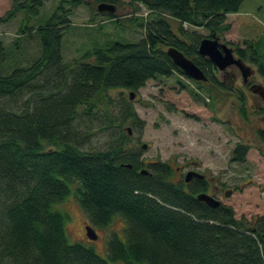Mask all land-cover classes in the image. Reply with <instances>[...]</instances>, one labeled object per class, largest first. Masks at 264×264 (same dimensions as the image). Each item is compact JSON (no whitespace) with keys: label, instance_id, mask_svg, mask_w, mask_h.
<instances>
[{"label":"trees","instance_id":"trees-1","mask_svg":"<svg viewBox=\"0 0 264 264\" xmlns=\"http://www.w3.org/2000/svg\"><path fill=\"white\" fill-rule=\"evenodd\" d=\"M11 1L9 16L19 11L37 16L43 6V0ZM245 1L129 0L155 15L145 37L95 47L76 70L63 63L61 52L69 21L62 14L65 1L38 28L21 29L25 34L33 29L42 50L29 66L0 75V264H264V216L245 227L232 207H211L197 198L205 181L187 191L174 181L175 171L167 163L150 164L149 173H141L144 162L127 150L122 130L104 151L83 152L71 142L82 106L98 111L113 103L111 89L138 91L150 79L184 74L167 55L170 47L192 59L211 85L223 86L213 64L198 52L201 36L183 25L220 36L231 28L227 14L238 13ZM85 2L66 1L71 8ZM167 15L178 21L177 32ZM245 44L236 48L237 55L244 61L249 56L264 80V65L252 45ZM6 55L0 39V63ZM129 118L139 121L127 102L119 126ZM257 133L264 143V131ZM248 151L249 145L238 143L232 160L243 162ZM72 184L91 224L104 228L115 216L126 223L125 242L116 233L108 238V259L68 240L67 215L56 205L71 194Z\"/></svg>","mask_w":264,"mask_h":264},{"label":"rangeland","instance_id":"rangeland-1","mask_svg":"<svg viewBox=\"0 0 264 264\" xmlns=\"http://www.w3.org/2000/svg\"><path fill=\"white\" fill-rule=\"evenodd\" d=\"M64 1L63 9L67 12L62 14L69 21L63 32L61 52L63 63L73 70L95 47H104L115 40L140 42L145 37L146 25L155 19V15L143 5L132 4L129 0L114 3L117 8L113 14L99 13L98 4L93 0L72 8L66 3L68 0H43L37 16L27 15L25 11L9 16L12 1L0 0V19H4L0 22V39L7 53L0 63L1 76L8 75L16 67H27L40 57V39L33 29L44 24ZM167 17L177 32L178 21ZM226 22L233 29L221 34V41L235 49L246 48L245 43L251 44L260 64L264 65V0H246L239 13L226 17ZM24 27L33 29L25 34L21 31ZM183 27L201 38L211 34L202 27ZM245 63L254 70L251 83L264 85L257 65L249 56ZM229 70L235 75V83L230 88L227 86L231 81L215 87L177 72L170 77L148 80L145 86L135 91L134 99L129 97L132 90L111 89L108 94L113 103L107 107L101 105L98 111L92 112L85 111L84 106L79 109L72 124L71 142L83 152L104 151L115 145L122 130L127 150L139 155L145 169H150V164L164 162L176 171L178 166L196 162L199 172L219 186L221 203L232 207L235 217L245 227L250 226L257 216H264V143L257 135L259 130L264 131V98L243 85L236 66ZM222 73L216 71L215 79L222 82ZM127 102L139 121L134 123L129 118L119 126V117ZM127 128L132 131L130 135ZM238 143L249 145L243 162L232 160V151ZM144 144L146 149L142 147ZM174 179H179L176 172ZM75 189L76 184H72L71 194L56 205V209L67 215L68 240L92 247L97 254L108 259L107 240L116 233L125 242L126 223L120 216H115L107 227L94 226L80 207ZM87 225H92L96 231V240L88 238Z\"/></svg>","mask_w":264,"mask_h":264},{"label":"water","instance_id":"water-1","mask_svg":"<svg viewBox=\"0 0 264 264\" xmlns=\"http://www.w3.org/2000/svg\"><path fill=\"white\" fill-rule=\"evenodd\" d=\"M116 6L111 3H100L97 6V11L99 13H109L113 14L116 11ZM167 55L172 59L175 66H177L185 75L190 77L195 81H207V75L205 72L190 58H188L184 53L179 51L174 47L167 49ZM198 52L202 57L207 58L214 67L219 71H225L231 66H236L244 78L245 82L254 74V70L248 66L242 58L236 57L234 49L228 46L226 43L220 41L219 35L214 33L211 37H204L201 39L198 47ZM250 90L253 93L259 94L264 98V85L253 84L250 86ZM130 99L135 98V91L132 90L129 95ZM128 134L132 133L130 128H127ZM144 149L147 148V145L142 146ZM128 167H132L131 164H127ZM141 173L148 174L147 169H142ZM195 174L199 178H203L204 175L197 172H188L185 180L189 181L191 175ZM227 195L228 193L225 192ZM200 201L205 202L211 207H218L221 205V202L208 194H199L197 197ZM86 233L89 239L96 240L98 235L92 225H87L85 227Z\"/></svg>","mask_w":264,"mask_h":264},{"label":"flooded vegetation","instance_id":"flooded-vegetation-1","mask_svg":"<svg viewBox=\"0 0 264 264\" xmlns=\"http://www.w3.org/2000/svg\"><path fill=\"white\" fill-rule=\"evenodd\" d=\"M224 42V41H223ZM216 71H219L216 67H214L213 68V70H212V72L214 73V76H215V72ZM220 72H223L222 73V76H223V81H222V84L223 85H225V81H228L229 83H230V81H231V84H230V86H227V87H231V85L232 84H234L235 83V75H231V73H230V70H229V68L227 69V70H225V71H220ZM241 73V72H240ZM206 74V73H205ZM207 75V74H206ZM241 77H242V74H241ZM252 77V76H251ZM207 78H208V75H207ZM251 78H249L248 79V81L247 82H245V80H244V78L242 77V83H243V85H245V86H247L249 89H250V86H252L253 84L251 83V80H250ZM220 81V80H219ZM205 83H209V78H208V80L205 82ZM235 87V86H234ZM233 88V87H232ZM198 168H199V165H198V163H196V162H193L192 164H190V163H187L185 166H178L177 168H176V173L177 174H179V179H175L174 181H177V182H181L184 186H185V189L187 190V191H189L190 190V187H194L195 186V188H196V185L198 184L197 183V181L198 180H202V181H205V190H203V187L198 191L197 190V197H198V195L199 194H203V193H205V194H208V195H210L211 197H213V198H215V199H217V200H219L218 199V194L220 193V188H219V186H217L216 184H214L213 183V179L210 181L209 179H207V176L204 174V173H200L199 172V170H198ZM188 172H197V173H200V174H202V175H204V177L203 178H199L198 176H196L195 174H192L191 175V178H190V180L189 181H186L185 180V177H186V175H187V173ZM223 194H225V191H223ZM220 201V200H219ZM221 202V201H220ZM206 204V203H205ZM222 204V203H221ZM209 206V205H208Z\"/></svg>","mask_w":264,"mask_h":264},{"label":"crops","instance_id":"crops-1","mask_svg":"<svg viewBox=\"0 0 264 264\" xmlns=\"http://www.w3.org/2000/svg\"><path fill=\"white\" fill-rule=\"evenodd\" d=\"M238 13H239V12H238ZM238 13H230V14H227L226 17L228 18L230 15H232V14H233V15H236V14H238ZM232 29H233V27L231 26V29H230L229 31H232ZM228 34H230V32H229Z\"/></svg>","mask_w":264,"mask_h":264}]
</instances>
